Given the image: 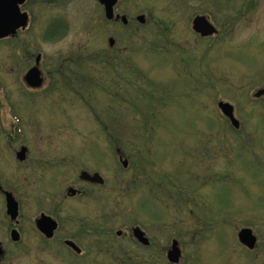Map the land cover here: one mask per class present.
I'll use <instances>...</instances> for the list:
<instances>
[{"label": "rangeland", "instance_id": "obj_1", "mask_svg": "<svg viewBox=\"0 0 264 264\" xmlns=\"http://www.w3.org/2000/svg\"><path fill=\"white\" fill-rule=\"evenodd\" d=\"M37 1L0 40V187L20 206L16 224L0 190V264H264V0H121L112 18L99 0Z\"/></svg>", "mask_w": 264, "mask_h": 264}, {"label": "water", "instance_id": "obj_2", "mask_svg": "<svg viewBox=\"0 0 264 264\" xmlns=\"http://www.w3.org/2000/svg\"><path fill=\"white\" fill-rule=\"evenodd\" d=\"M26 0H0V40L5 39L7 37L16 35L19 30L26 29L29 24V14L27 12H21V5L25 3ZM102 3L106 10V15L108 18H112L114 16V6L118 2V0H99ZM124 22H127L126 17H122ZM141 21L142 17L139 18ZM193 28L197 32L202 33V35H214L217 33L216 27L208 20L206 16H199L193 22ZM110 44H114V39L110 40ZM40 56L37 58V64H39ZM26 82L32 87H41L43 84L42 72L40 69L35 66L25 76ZM219 108L223 111V113L230 117L238 127V122L233 117L234 107L229 103L220 102ZM27 152V148L23 147L22 152L19 153V159L25 160V155ZM88 180L96 183H102L103 178L100 174H95L92 177L86 176ZM7 208L9 215L12 216L13 219H17L19 215V203L17 202L14 195L11 193H7ZM38 229L47 237L52 238L54 236L55 231L58 228V222L52 219L50 216L45 214L41 215V218L37 221ZM134 235L143 243L148 244V239L144 236L145 233L140 228L134 229ZM13 240L17 241L19 239V234L16 231H13L12 234ZM238 238L241 244L245 245L249 249H254L257 243V236L253 235V232L250 228L242 229L238 233ZM67 244L80 252V248H78L75 243L71 241H67ZM2 251H0V254ZM168 260L171 263H179L181 258V250L178 247V241H174L171 249L168 251Z\"/></svg>", "mask_w": 264, "mask_h": 264}, {"label": "flooded vegetation", "instance_id": "obj_3", "mask_svg": "<svg viewBox=\"0 0 264 264\" xmlns=\"http://www.w3.org/2000/svg\"><path fill=\"white\" fill-rule=\"evenodd\" d=\"M121 0H118V2L116 3V5L114 6V11H116V6L118 5V3L120 2ZM29 2V0H26L25 1V3L23 4V5H21V12H26V11H24L22 8H23V6L25 5V4H27ZM118 16V15H117ZM117 16H115V18L117 17ZM125 16V15H124ZM126 19H127V17H126ZM129 20L130 19H127V22L125 23L124 22V19L122 18V21L124 22V24H128V22H129ZM24 30V29H23ZM19 31H21V30H19ZM19 31H18V33H19ZM18 33L16 34V35H13V36H10V37H7V38H5V39H15L16 38V36L18 35ZM3 40V39H2ZM103 182H104V179H103ZM102 182V183H103ZM90 184H92V183H90ZM0 190L2 191L1 193L3 194V196L5 197V201H6V206H7V193H11L12 195H14V193L13 192H10V191H8V190H5V189H3L2 187H0ZM71 194H74L75 196L76 195H78V194H82V193H84V192H81V191H78L77 189H73L72 190V192H70ZM14 197H15V195H14ZM17 200V199H16ZM18 202V201H17ZM6 212H7V215L9 216V218H10V220L12 221V222H15L16 224H18L20 221H19V215H18V217H17V219H13L12 218V216L11 215H9V213H8V208H6ZM19 213H20V206H19ZM58 228H59V223H58ZM58 228H57V230H58ZM56 230V231H57ZM14 231V230H13ZM13 231H12V234H13ZM56 231H55V233H56ZM55 233H54V235H55ZM12 234H11V241L13 242V243H15V244H18L19 242H20V235H19V239L17 240V241H14L13 240V237H12ZM19 234V233H18ZM49 239V238H48ZM51 239V238H50ZM67 241H71V242H73V243H75L74 241H72V240H65V245H67L68 246V244H67ZM75 245L77 246V244L75 243ZM71 247V246H70ZM72 248V247H71ZM81 250V249H80ZM0 251H2V253L0 254V259L1 258H5V256H6V252H7V249L5 248V246H4V243H2L1 241H0ZM169 251V250H168ZM77 254H79V255H81V251L80 252H78Z\"/></svg>", "mask_w": 264, "mask_h": 264}, {"label": "trees", "instance_id": "obj_4", "mask_svg": "<svg viewBox=\"0 0 264 264\" xmlns=\"http://www.w3.org/2000/svg\"><path fill=\"white\" fill-rule=\"evenodd\" d=\"M56 1H59V0H40V1L38 0L36 3L43 4V2H48V3L54 4ZM50 33H52V31Z\"/></svg>", "mask_w": 264, "mask_h": 264}]
</instances>
